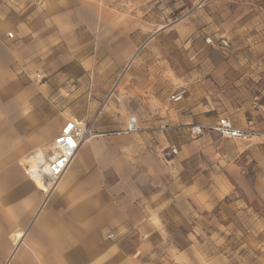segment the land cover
I'll list each match as a JSON object with an SVG mask.
<instances>
[{"label": "rangeland", "instance_id": "1", "mask_svg": "<svg viewBox=\"0 0 264 264\" xmlns=\"http://www.w3.org/2000/svg\"><path fill=\"white\" fill-rule=\"evenodd\" d=\"M0 30L10 40H0L8 59L0 122L8 128L10 174L23 175V156L54 140L63 116L91 121L112 149H137L124 151L125 171L148 177L145 191L163 216L160 264H169L165 256L176 261L178 251L200 264H264V138L205 133L191 140L182 130H158L227 117L264 134V0H0ZM116 82L112 109L99 111L94 124ZM180 89L183 101L172 104ZM121 115H136L140 132L117 135L127 120ZM107 117L109 126L102 122L97 132ZM28 129L34 139L25 140ZM171 146L178 154L166 157ZM8 189L9 205H33L30 188Z\"/></svg>", "mask_w": 264, "mask_h": 264}, {"label": "crops", "instance_id": "2", "mask_svg": "<svg viewBox=\"0 0 264 264\" xmlns=\"http://www.w3.org/2000/svg\"><path fill=\"white\" fill-rule=\"evenodd\" d=\"M2 34L0 30V40H7L2 38ZM1 51L0 80H3L6 74L2 73V70L8 59L7 54L3 55L4 52L2 49ZM105 100L106 97L103 103ZM111 109L108 104L103 112H109ZM96 115L100 114H95L92 118V121L95 118L94 124ZM129 117H135L137 122L139 121L136 115H121L119 120L123 123ZM106 119L108 120L97 123V132L103 131L100 126L102 122L104 126H109L110 122L105 123L111 120L108 117ZM67 120L77 121L82 126H87L91 122H85L81 118ZM229 120L235 127L247 126L243 125L242 121ZM4 124L2 120L0 122V264L161 263L163 259L161 252L166 246V236L163 234L166 227L162 214L152 208V193L145 191L148 177L127 174L125 171L127 160L124 151L133 152L137 150L136 147L127 149L125 145L118 144L112 149L103 136L99 135L98 138L95 137L91 142L86 143L78 151L66 175L48 199L47 203L52 201V206L45 209V205L32 221L41 203L42 195L32 189L24 173L15 176L10 174L16 171L9 170V136L8 128ZM63 124L62 118L55 127V136ZM263 124L260 122V125ZM27 131L29 129L26 130L25 140L33 137V133L29 134ZM52 138L53 136L46 143ZM52 141L46 147L38 145L32 150L28 149L31 151L22 159L26 158L27 163L30 164L32 161L30 157L36 152H42V148L49 149ZM110 149L116 153L115 159L100 158L102 152ZM23 154L25 152H21L20 155ZM128 166L131 168L130 164ZM13 183H19L32 190L30 195L32 206L22 208L9 205L8 187ZM19 231H23L24 236L16 243L14 235ZM11 252L15 253L10 256ZM189 253L178 251L174 257L176 261L168 256H165V261L169 259V264H200ZM211 264L224 263L216 261Z\"/></svg>", "mask_w": 264, "mask_h": 264}, {"label": "built area", "instance_id": "3", "mask_svg": "<svg viewBox=\"0 0 264 264\" xmlns=\"http://www.w3.org/2000/svg\"><path fill=\"white\" fill-rule=\"evenodd\" d=\"M210 44L211 41L207 40ZM221 46L227 47L225 41L220 42ZM186 91L180 89L174 92L169 101L172 104H178L183 101ZM182 130L189 139L195 140L205 133H213L221 139L233 141H251L252 139L264 138V134L252 128L251 122H248L246 127H235L227 117H218L212 123H201L188 125L183 127H171L166 124H161L158 127L160 132L173 130ZM140 132L138 122L135 117H129L126 120L124 128L116 133L117 135H132ZM93 122L87 126H82L74 120H66L62 125L59 133L52 141L49 148V156L43 169H36L32 174L29 173V165L24 163L23 173L30 179L32 183L38 180L42 186V204L45 205L50 196L54 193L57 183L66 174L71 166L72 160L82 147V145L94 136ZM178 150L171 146L165 154L166 157L175 156ZM111 237V236H109Z\"/></svg>", "mask_w": 264, "mask_h": 264}, {"label": "bare ground", "instance_id": "4", "mask_svg": "<svg viewBox=\"0 0 264 264\" xmlns=\"http://www.w3.org/2000/svg\"><path fill=\"white\" fill-rule=\"evenodd\" d=\"M137 54H138V50H135L133 53H131V55L128 57V60H126L127 62H126V65H125V68H124V70H123V72L121 73V75H119V77H118V80L121 78V76H122V74H124V72L126 73V71L128 70V68H130V66H132L133 64H134V62L136 61V59H137ZM116 87H118V82H116L115 83V85L112 87V89L109 91V93H108V95L106 96V100H105V102L102 104V106L100 107V109L98 110V112H97V114H100V112H102V111H104L107 107H108V104L111 102V100L112 99H114L115 98V96H116V90L114 89V88H116ZM100 111V112H99ZM69 118H72V117H69V116H63V121H65L66 119H69ZM95 119V118H94ZM81 124V123H80ZM138 126H139V124H138ZM98 135H100V136H103L102 134H96V133H94V136H92L89 140H87L83 145H82V147L86 144V143H89V142H91V140L92 139H94L95 137H97ZM81 147V148H82ZM80 148V149H81ZM43 153V157H42V159L41 160H38V161H35V160H32L31 162H30V164H29V162L27 163L28 165H29V173L30 174H32L36 169H43L44 170V168H45V165H46V162H47V158L49 157L48 155L46 156L45 154H44V152H42ZM74 160V159H73ZM73 160H72V162H73ZM72 162H71V164H72ZM24 163H26V162H24ZM24 165V164H23ZM64 177V176H63ZM62 177V178H63ZM62 178H61V180H62ZM60 182V181H59ZM58 182V183H59ZM58 183H57V185H56V188H57V186H58ZM35 186H36V190L37 191H42V186H41V184H40V182L38 181V180H35ZM56 188H55V190H56ZM41 193V192H40ZM47 203V202H46ZM41 204H42V200H41V203H40V205H39V207L37 208V210H36V212H35V214H34V216H33V219H32V221L39 215V213L41 212V210L43 209V207L46 205H43V206H41ZM23 236H24V232L22 231H20V232H17L16 233V236H15V242L16 243H18L20 240H22V238H23ZM18 246V245H17ZM13 253H15V252H11L10 253V256H12V254Z\"/></svg>", "mask_w": 264, "mask_h": 264}, {"label": "snow or ice", "instance_id": "5", "mask_svg": "<svg viewBox=\"0 0 264 264\" xmlns=\"http://www.w3.org/2000/svg\"><path fill=\"white\" fill-rule=\"evenodd\" d=\"M8 35H12V33H11V32H9V33H8Z\"/></svg>", "mask_w": 264, "mask_h": 264}]
</instances>
